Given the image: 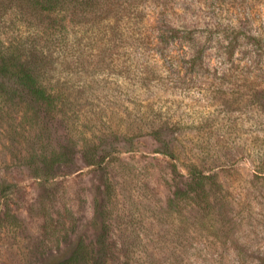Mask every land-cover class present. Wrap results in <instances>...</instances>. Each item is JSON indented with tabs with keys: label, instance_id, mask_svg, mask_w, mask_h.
Segmentation results:
<instances>
[{
	"label": "rangeland",
	"instance_id": "obj_1",
	"mask_svg": "<svg viewBox=\"0 0 264 264\" xmlns=\"http://www.w3.org/2000/svg\"><path fill=\"white\" fill-rule=\"evenodd\" d=\"M153 2L145 12L162 11L180 33L156 21L116 39L101 32L77 69L55 75L92 85L65 97L59 112L71 124L31 126L19 105L0 110V264H52L67 239L91 240L95 198L114 240L139 239L159 260L173 255L168 264H264V0ZM175 34L186 39L161 41ZM86 139L109 154L106 173L76 153ZM57 142L73 160L36 177L25 166L31 145L50 152ZM170 156L184 176L193 167L216 176L210 218L173 203Z\"/></svg>",
	"mask_w": 264,
	"mask_h": 264
},
{
	"label": "trees",
	"instance_id": "obj_2",
	"mask_svg": "<svg viewBox=\"0 0 264 264\" xmlns=\"http://www.w3.org/2000/svg\"><path fill=\"white\" fill-rule=\"evenodd\" d=\"M152 1L156 2L160 9L167 10L173 0H0V110L19 105L23 109L19 122L31 126L39 122L41 126L43 124L46 127L54 123L71 124V114L59 112L62 111L65 97L84 91H88V94L92 91V85L86 84V81L84 86H79L74 81L71 86L59 82L54 84V78L55 75H60L59 70L70 72L69 67L77 69L81 64L80 59L86 54L85 48L96 42L98 34L113 33V39H116L121 36L120 34L123 35V28L134 30L149 26L152 21H156L163 33L166 31L180 33V30L166 22L162 11L153 17L145 12ZM165 27L167 30L163 29ZM188 34L193 35V32L190 31ZM191 38L194 39L193 36ZM185 39L186 37L175 34L170 39L162 38L161 41L176 42ZM83 72L84 69L73 73ZM85 142L87 143L81 148H75L76 153L89 157V164L94 167L95 172L106 173L109 154L96 156L94 152L98 153V149L95 141L86 139ZM41 144L45 142L42 141ZM56 144H59V147L55 145L50 152L42 149V146L38 149L35 144L31 145L30 149L34 154L28 155L25 166L29 169L37 167L36 177L48 181L47 178L52 175L51 178L55 177L54 170L62 172V168H66L69 160H73L69 157L73 152L70 146L60 145V142ZM170 158L174 161L171 166L175 189L173 203L178 206L190 204L194 206L193 210L198 219L210 218L212 193L222 192L216 176L196 167L184 176L179 172L176 158L174 156ZM41 172L45 174L42 175ZM11 186L12 184L3 182L1 186L3 193ZM103 205V201L95 198L92 218L95 236L91 240L81 238L76 244L67 239L66 255L54 260L52 264L173 262L170 261L173 255L159 260L156 251L154 254L148 252V249H153L152 246L139 239L121 242L114 240L111 236L112 226L109 223L108 212ZM145 246H148L147 251L139 252L138 249ZM237 258L240 261V255H237Z\"/></svg>",
	"mask_w": 264,
	"mask_h": 264
}]
</instances>
